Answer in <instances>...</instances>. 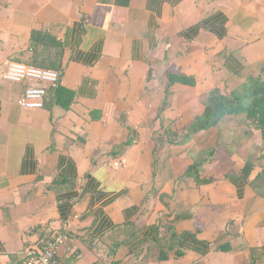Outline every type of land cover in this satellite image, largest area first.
Here are the masks:
<instances>
[{
  "label": "crops",
  "instance_id": "obj_1",
  "mask_svg": "<svg viewBox=\"0 0 264 264\" xmlns=\"http://www.w3.org/2000/svg\"><path fill=\"white\" fill-rule=\"evenodd\" d=\"M6 60L60 80L0 79V264L58 232L59 264H264L261 131L158 136L264 78V0H0Z\"/></svg>",
  "mask_w": 264,
  "mask_h": 264
},
{
  "label": "trees",
  "instance_id": "obj_2",
  "mask_svg": "<svg viewBox=\"0 0 264 264\" xmlns=\"http://www.w3.org/2000/svg\"><path fill=\"white\" fill-rule=\"evenodd\" d=\"M181 77L182 76H178V78L183 81V78ZM229 115H244L245 122L248 124V126L256 127L261 131V136L264 143L263 76L256 78L250 77L238 91H235L230 95H223L220 94L219 90H214L209 96L203 115L198 116L189 126L182 128L181 132L172 131L171 129H163L164 132H159L158 136L161 138V141L169 140L171 142L178 143L179 139L182 138V141L185 142L196 134L214 128L226 116ZM132 142L133 136L126 144L129 145ZM191 175L194 176L200 183H209L213 181V179L201 180L199 178V164L197 163L190 166L184 176ZM45 244L40 246L39 249H42ZM164 258L165 256L162 257V259Z\"/></svg>",
  "mask_w": 264,
  "mask_h": 264
},
{
  "label": "built area",
  "instance_id": "obj_3",
  "mask_svg": "<svg viewBox=\"0 0 264 264\" xmlns=\"http://www.w3.org/2000/svg\"><path fill=\"white\" fill-rule=\"evenodd\" d=\"M0 79L12 83H24L26 81H36L47 86H56L60 80V74L53 69L38 67L33 64H25L6 60L4 69L0 73ZM46 89L44 87L30 86L26 88L19 98V105L29 109H40L44 106ZM69 237L66 232L54 234L42 249L34 247L27 248L23 252L25 264H59V250L65 245Z\"/></svg>",
  "mask_w": 264,
  "mask_h": 264
}]
</instances>
